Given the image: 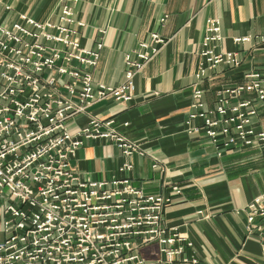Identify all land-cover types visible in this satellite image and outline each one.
Returning a JSON list of instances; mask_svg holds the SVG:
<instances>
[{
  "label": "built area",
  "instance_id": "built-area-1",
  "mask_svg": "<svg viewBox=\"0 0 264 264\" xmlns=\"http://www.w3.org/2000/svg\"><path fill=\"white\" fill-rule=\"evenodd\" d=\"M168 18L159 19L161 27ZM84 27L69 5L62 7L57 22L28 15L0 22V264H146L143 250L150 247L158 248L166 264H207L189 255L194 245L187 236L163 223L167 206L182 193L178 186L170 196L146 195L128 179L87 181L71 167L86 140L110 141L125 157L139 152L116 130L114 120L92 118L76 134L67 123L105 100L131 102L136 74L167 42L159 32L151 33L126 54L124 82L109 86L97 83L91 71L99 64L103 43L84 47ZM255 39L238 37L234 43ZM222 41L221 22L209 19L187 129L205 133L219 148L264 151V131L258 129L264 68L218 90L214 108L207 107L200 84L221 67L237 68L242 62L240 52L217 50ZM198 119L202 124H195ZM124 169L132 165L126 163ZM247 207L245 232L259 238L264 256V194Z\"/></svg>",
  "mask_w": 264,
  "mask_h": 264
},
{
  "label": "crops",
  "instance_id": "crops-1",
  "mask_svg": "<svg viewBox=\"0 0 264 264\" xmlns=\"http://www.w3.org/2000/svg\"><path fill=\"white\" fill-rule=\"evenodd\" d=\"M65 5L85 23L82 45L93 49L103 43L99 64L91 69L99 84L121 85L126 54L151 33L159 32L167 41L136 74L131 102L105 100L67 123L69 132L76 134L92 118L114 120L116 130L137 144L139 152L125 157L110 141L86 140L71 167L87 181L128 179L146 195L170 196L178 186L182 193L167 206L163 223L189 238L194 245L189 255L207 264H264L259 238L245 232L247 206L264 194V151L219 148L205 133H189L186 126L207 21L221 22L223 41L217 50L240 52L242 57L239 67H221L200 84L207 107L213 109L218 90L242 83L250 70L264 68V41L255 43V38L264 40V0H0V22L21 15L57 22ZM165 14L169 18L161 27L159 19ZM246 36L254 42L234 43V38ZM259 113L258 129L264 131V104ZM126 163L131 170L124 169ZM2 221L0 204V241ZM143 256L146 264H166L157 247L144 249Z\"/></svg>",
  "mask_w": 264,
  "mask_h": 264
}]
</instances>
